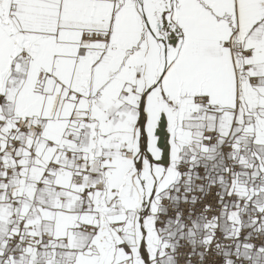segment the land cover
<instances>
[{
    "label": "snow or ice",
    "instance_id": "6c2138e0",
    "mask_svg": "<svg viewBox=\"0 0 264 264\" xmlns=\"http://www.w3.org/2000/svg\"><path fill=\"white\" fill-rule=\"evenodd\" d=\"M0 264H264V0H0Z\"/></svg>",
    "mask_w": 264,
    "mask_h": 264
}]
</instances>
